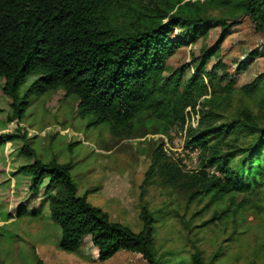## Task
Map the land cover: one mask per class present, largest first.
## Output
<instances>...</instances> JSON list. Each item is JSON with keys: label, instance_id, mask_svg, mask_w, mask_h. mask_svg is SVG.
Returning <instances> with one entry per match:
<instances>
[{"label": "trees", "instance_id": "obj_1", "mask_svg": "<svg viewBox=\"0 0 264 264\" xmlns=\"http://www.w3.org/2000/svg\"><path fill=\"white\" fill-rule=\"evenodd\" d=\"M0 79L18 124L16 134L0 135V148L22 143L31 193L48 181L61 251L77 254L88 240L100 264L123 252L145 264H226L230 246L208 261L200 251L161 252L158 225L179 218L196 236L232 225L231 243H240L246 215L264 217V0H0ZM59 91L77 99L88 128L107 125L117 140L131 138L144 116L165 132L180 127L186 148L198 151L197 171L185 172L161 144L139 191L143 201L157 184L171 189L184 214L142 206L136 232L79 195L73 163L42 161L20 125L33 97ZM204 212L210 218L197 224ZM250 258L264 264V241Z\"/></svg>", "mask_w": 264, "mask_h": 264}, {"label": "rangeland", "instance_id": "obj_2", "mask_svg": "<svg viewBox=\"0 0 264 264\" xmlns=\"http://www.w3.org/2000/svg\"><path fill=\"white\" fill-rule=\"evenodd\" d=\"M36 77L31 76L19 89L23 95ZM5 81L0 79V135L16 134L18 124L11 123L8 99L3 94ZM77 99L65 97L63 91L32 98V104L20 125L32 139V148L45 163L53 158L59 163H73L72 178L79 187V195L88 193L93 206L108 213L111 220L131 227L141 228L142 206L157 214L168 207L170 213L183 207L181 196L171 189L155 185L140 200L139 187L151 164L155 149L165 144L172 159L192 173L198 168V151L189 150L180 127L169 131L152 118L142 117L137 122L134 135L117 140L109 127H87V119L78 116ZM70 143H78L70 149ZM22 143L15 141L0 148V264H100L87 248L88 240L77 254L59 249L61 230L50 216L48 197L53 190L46 180L38 194L30 192V178L21 172L31 160L21 154ZM205 204L192 207L188 214L204 209ZM18 210L23 213L16 216ZM202 221L210 218L204 212ZM249 231L240 243H231L232 225L210 226L211 229L196 236L189 235L179 218H172L158 226L157 247L161 252L174 251L194 255L202 252L208 261L219 245L230 246L233 258L226 264H252L250 254L264 241L263 214L246 215ZM105 264H145L130 253H120ZM259 264V263H258Z\"/></svg>", "mask_w": 264, "mask_h": 264}]
</instances>
